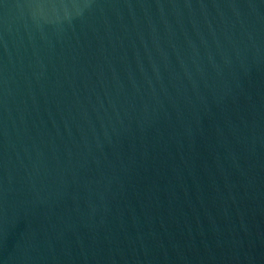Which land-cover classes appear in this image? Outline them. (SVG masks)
<instances>
[{
  "label": "water",
  "instance_id": "1",
  "mask_svg": "<svg viewBox=\"0 0 264 264\" xmlns=\"http://www.w3.org/2000/svg\"><path fill=\"white\" fill-rule=\"evenodd\" d=\"M0 264H264V0H0Z\"/></svg>",
  "mask_w": 264,
  "mask_h": 264
}]
</instances>
